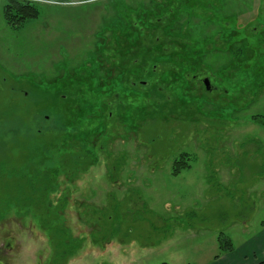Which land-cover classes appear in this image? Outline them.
<instances>
[{
  "label": "rangeland",
  "instance_id": "1",
  "mask_svg": "<svg viewBox=\"0 0 264 264\" xmlns=\"http://www.w3.org/2000/svg\"><path fill=\"white\" fill-rule=\"evenodd\" d=\"M4 3L0 264H213L264 237V0L39 1L19 30Z\"/></svg>",
  "mask_w": 264,
  "mask_h": 264
},
{
  "label": "trees",
  "instance_id": "2",
  "mask_svg": "<svg viewBox=\"0 0 264 264\" xmlns=\"http://www.w3.org/2000/svg\"><path fill=\"white\" fill-rule=\"evenodd\" d=\"M49 2V3H53L55 5H67L72 3L73 1H81V2H87V1H92V0H5V3L2 6V17L4 22L6 23V25L13 29V30H19L21 29L26 23H28L29 21H33L36 20L39 17V10L38 8L34 5V3L36 2ZM165 2V1H164ZM169 3V2H166ZM165 6V5H163ZM169 9L164 12V8H162L161 13H157L156 17H158L159 15H162V20L160 21H166V20H170V19H174L172 13H169ZM152 13L149 14V16ZM152 17V16H151ZM159 19V18H158ZM178 18L175 17V20H177ZM178 22V21H176ZM169 30V29H168ZM182 35V34H179ZM190 42H192L190 40ZM186 41L184 43L181 42V44L188 50L187 54L190 55V53L193 55V52H195L197 49L196 45H193V43ZM132 45L130 44V46L128 47V51L130 52ZM193 56H199V55H193ZM200 57L197 58H192V59H187L186 57L182 58L184 60V63L181 64V69L183 71L188 70V71H192L195 72V70L199 67V63H200ZM132 60V59H131ZM129 60V61H131ZM190 60H192L193 62H191ZM120 61H123V58H120ZM196 62V63H195ZM201 68V67H200ZM99 70H103V67H100ZM147 83H145L146 85ZM251 120L254 124L259 125L261 127H264V116H260V115H255L253 117H251ZM182 160H180L179 162L175 163L173 166V171H172V175L173 176H177L180 174V172L188 170L189 167L184 163L183 161V157H181ZM219 245H220V251H227L230 252L232 251L233 247L232 244L227 241L225 243V247H223L222 243L224 242L221 238L218 239ZM224 244V243H223ZM261 264H264V262H262Z\"/></svg>",
  "mask_w": 264,
  "mask_h": 264
},
{
  "label": "crops",
  "instance_id": "3",
  "mask_svg": "<svg viewBox=\"0 0 264 264\" xmlns=\"http://www.w3.org/2000/svg\"><path fill=\"white\" fill-rule=\"evenodd\" d=\"M232 247V251L214 260L213 264H261L264 262V237L242 240Z\"/></svg>",
  "mask_w": 264,
  "mask_h": 264
},
{
  "label": "water",
  "instance_id": "4",
  "mask_svg": "<svg viewBox=\"0 0 264 264\" xmlns=\"http://www.w3.org/2000/svg\"><path fill=\"white\" fill-rule=\"evenodd\" d=\"M203 84H204V86L206 87V89H208V86H209L208 80H204V81H203Z\"/></svg>",
  "mask_w": 264,
  "mask_h": 264
}]
</instances>
